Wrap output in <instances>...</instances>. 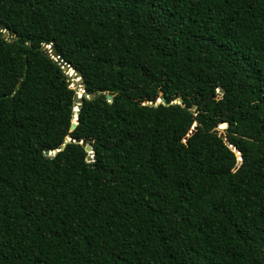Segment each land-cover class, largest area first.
<instances>
[{
	"label": "trees",
	"instance_id": "trees-1",
	"mask_svg": "<svg viewBox=\"0 0 264 264\" xmlns=\"http://www.w3.org/2000/svg\"><path fill=\"white\" fill-rule=\"evenodd\" d=\"M0 29V264H264V0H0Z\"/></svg>",
	"mask_w": 264,
	"mask_h": 264
},
{
	"label": "water",
	"instance_id": "water-1",
	"mask_svg": "<svg viewBox=\"0 0 264 264\" xmlns=\"http://www.w3.org/2000/svg\"><path fill=\"white\" fill-rule=\"evenodd\" d=\"M7 35H8V34H7L5 31L2 32V37H7ZM64 70L67 71V74H68V76H69V80H74L75 82H77V83L79 84V86H80V87L82 88V90H83V94H82V95L78 93V94L76 95V97H75V103H76V108H75L76 116H75V120L77 121V123H76V124H72V127H71V130H74V129L77 127V125L79 124V118H78L77 115H78V113H79V108H80V106H81L83 96H85V97H87V98H89V99H92L94 96H93L92 94L87 93V92L84 90V82H83V78H82V76H81L79 73H77V72H76V71H75L70 65H68L66 68H64ZM218 92H219V94H223V93H224L223 90H220V91H218ZM108 98H109L110 100L113 99V97L110 96V95H108ZM159 103H163L164 105H166V100H165L164 96H161V97L159 98L158 104H159ZM179 104L183 105V101L180 100V101H179ZM196 127H197V125H195V126L193 127V129H192V131L190 132L189 135H191V134H193V133L195 132ZM223 127H226V125L224 124ZM185 141H187V138L185 139ZM68 142L79 143L78 141H74L73 139L68 138V139L66 140L65 144L62 146L61 150H63V149L65 148V146H66V144H67ZM224 142H225V144H226V145H227V146H228L233 152H235L236 154L239 153V155H237V156H238V165H240V164L242 163L241 153L237 150V148H236L232 143H230V141H229L227 138L224 139ZM80 144L85 148V151L89 154V160H92L93 157H94V149H93V147H92L90 144H88L86 141H82V142H80ZM57 152H58V151H53V152L47 151L45 154H46L47 156H51V155H56Z\"/></svg>",
	"mask_w": 264,
	"mask_h": 264
},
{
	"label": "rangeland",
	"instance_id": "rangeland-1",
	"mask_svg": "<svg viewBox=\"0 0 264 264\" xmlns=\"http://www.w3.org/2000/svg\"><path fill=\"white\" fill-rule=\"evenodd\" d=\"M71 82H73L72 84H71V87L73 88V89H76L77 87V85L79 86V84L77 83V82H75L74 80H71ZM79 90H78V93L80 92V90L82 89L80 86H79ZM80 94V93H79ZM83 93H81V95H82ZM222 130H223V128H221Z\"/></svg>",
	"mask_w": 264,
	"mask_h": 264
},
{
	"label": "snow or ice",
	"instance_id": "snow-or-ice-1",
	"mask_svg": "<svg viewBox=\"0 0 264 264\" xmlns=\"http://www.w3.org/2000/svg\"><path fill=\"white\" fill-rule=\"evenodd\" d=\"M0 31H3V29H0ZM217 91H219V89H217ZM72 123H73V124H76L77 121L74 119V120L72 121ZM237 155H239V153H237Z\"/></svg>",
	"mask_w": 264,
	"mask_h": 264
}]
</instances>
